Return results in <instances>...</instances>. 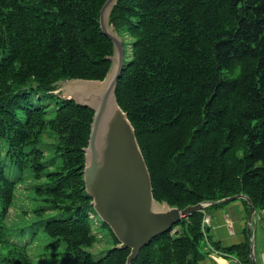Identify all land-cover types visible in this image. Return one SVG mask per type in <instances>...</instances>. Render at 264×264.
Wrapping results in <instances>:
<instances>
[{
	"label": "trees",
	"instance_id": "16d2710c",
	"mask_svg": "<svg viewBox=\"0 0 264 264\" xmlns=\"http://www.w3.org/2000/svg\"><path fill=\"white\" fill-rule=\"evenodd\" d=\"M104 2L0 0V264H31L29 242L12 241L7 222L25 173L62 215L41 226L46 250L62 247L66 264H125L129 254L102 222L112 247L101 257L91 251L98 240L83 168L93 113L52 93L59 81L102 80L109 70ZM110 25L127 47L116 100L154 199L182 210L244 194L264 212V0H118ZM49 155L60 158L55 170ZM204 216L183 218L131 264H198ZM223 251L251 264L249 242Z\"/></svg>",
	"mask_w": 264,
	"mask_h": 264
},
{
	"label": "water",
	"instance_id": "95a60500",
	"mask_svg": "<svg viewBox=\"0 0 264 264\" xmlns=\"http://www.w3.org/2000/svg\"><path fill=\"white\" fill-rule=\"evenodd\" d=\"M118 0H105L99 11L101 32L111 41V65L102 80L71 79L56 83L52 93L92 111L87 146L84 148L83 181L86 194L102 223L117 240V249H129L125 264L154 238L167 233L183 218L211 206L243 200L248 208L249 259L257 264L254 236L257 212L249 197L237 194L214 202H200L179 210L158 203L152 193L150 174L138 145L135 130L116 100V86L124 65L121 38L110 25V14ZM206 232L208 227L205 226Z\"/></svg>",
	"mask_w": 264,
	"mask_h": 264
},
{
	"label": "rangeland",
	"instance_id": "374dc122",
	"mask_svg": "<svg viewBox=\"0 0 264 264\" xmlns=\"http://www.w3.org/2000/svg\"><path fill=\"white\" fill-rule=\"evenodd\" d=\"M126 49L127 47L124 45V57L127 56ZM32 98L34 101L37 100L35 95H33ZM49 100L50 98L48 96L41 95V102H48ZM45 140L47 143H50L47 137H45ZM45 153L47 154L46 151ZM49 158L53 159L54 162L57 163H50L51 167L49 170H55L58 166V163H60V158H52L51 155H49ZM39 182L40 180L33 178L28 173H25V176L21 179L20 184L17 187L12 207L9 209L7 216L9 228L14 230V233L9 237L12 241H17V243L24 244L25 242H29L28 254L31 259V264H66L61 255L62 247L51 250H46L44 247L50 241L42 232L41 226H43L50 217H59L62 215L59 211L49 209L47 202L36 194L33 188H35V185H37ZM237 201L240 200H236L234 202ZM39 208L42 209V211L38 213L40 215H37L35 211ZM208 209V211L212 210L211 208ZM204 220L205 219H203V222ZM100 222L101 220L99 219L98 215L95 214L93 232L95 233L98 242L94 244L91 251L93 254L101 257L106 253L107 250H109V248L112 247V239L109 233L100 227ZM20 227L27 229L26 231L28 234H26V236L23 238L17 235V233H19L18 230ZM34 232H36L35 237L37 238H33L34 240H31L29 234H33ZM204 245H206L205 240ZM56 252L57 254H55Z\"/></svg>",
	"mask_w": 264,
	"mask_h": 264
},
{
	"label": "crops",
	"instance_id": "0c3cea01",
	"mask_svg": "<svg viewBox=\"0 0 264 264\" xmlns=\"http://www.w3.org/2000/svg\"><path fill=\"white\" fill-rule=\"evenodd\" d=\"M236 201V200H235ZM205 210V220L208 227L206 245L203 252L206 254L198 264H242L235 255L227 254L223 248L240 245L248 242L251 229H247L248 208L240 201L227 202L221 206ZM257 212V224L254 236V254L257 264H264V213ZM217 244L218 247H214ZM208 246L216 254L209 251Z\"/></svg>",
	"mask_w": 264,
	"mask_h": 264
},
{
	"label": "built area",
	"instance_id": "2783aa9c",
	"mask_svg": "<svg viewBox=\"0 0 264 264\" xmlns=\"http://www.w3.org/2000/svg\"><path fill=\"white\" fill-rule=\"evenodd\" d=\"M261 212L264 213L263 211H261ZM206 223H207V221L204 220V222H203V227L206 226ZM208 249H209V251H212L214 254H216L215 250H214L213 248H211L210 246H208Z\"/></svg>",
	"mask_w": 264,
	"mask_h": 264
}]
</instances>
